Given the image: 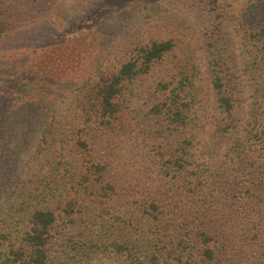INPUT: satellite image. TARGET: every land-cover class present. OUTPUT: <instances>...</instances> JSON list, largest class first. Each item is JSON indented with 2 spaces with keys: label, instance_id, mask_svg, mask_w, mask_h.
<instances>
[{
  "label": "trees",
  "instance_id": "16d2710c",
  "mask_svg": "<svg viewBox=\"0 0 264 264\" xmlns=\"http://www.w3.org/2000/svg\"><path fill=\"white\" fill-rule=\"evenodd\" d=\"M102 1L77 25L157 3ZM189 1L209 9L205 143L202 64L181 21L170 32L112 31L85 58L92 35L80 32L83 45L56 47V71L35 65L0 95V264H264V0L239 12L241 0ZM94 51L100 61L81 80ZM55 84L56 113L40 94L42 119L31 123L39 97L29 91Z\"/></svg>",
  "mask_w": 264,
  "mask_h": 264
},
{
  "label": "rangeland",
  "instance_id": "374dc122",
  "mask_svg": "<svg viewBox=\"0 0 264 264\" xmlns=\"http://www.w3.org/2000/svg\"><path fill=\"white\" fill-rule=\"evenodd\" d=\"M100 1L101 3L103 2L102 0H40L38 3H33L29 0H0V10L5 14L0 21V95H6L7 92L10 93L16 90L15 88H18V86H12L14 82L21 77H25L26 71L35 65L38 66V64L45 63L44 65L56 71V56H52V54H56V47L62 46L67 42H70L67 45H75L70 40L77 41L76 46L83 45L76 38L80 32L87 31L92 35L91 39H87L84 42L86 49L84 50L83 58H85L90 52V47L96 44L101 37L104 39V36L107 33H112V31L121 32L138 27L140 29L170 32L172 29H180L177 27L181 21L184 24L182 26L184 28L180 29V31L183 30L184 34L187 35L185 38L192 44L193 62L202 64L200 65L199 74L200 83H198L201 88L200 103L197 106L198 108L200 107L198 115L200 117L199 122H201L199 141L202 143L207 142L212 129L209 119L212 96L208 88V79H206L207 73L204 66L206 57L201 48V38H203V34L206 31L207 23L204 20L208 16L206 13L209 9L206 11L203 6L195 7L194 4L196 3L189 0H157V3L149 2L147 3L148 5L144 3L138 7L136 5L133 6L130 2L124 8L115 7L112 14L108 13L109 10L101 9V11H97V14L95 13V19H91L90 23H87V25L82 24L81 27L78 26L79 20L83 21V18H87ZM246 2L248 0L233 2L235 4L234 12L241 11ZM98 13L99 16H97ZM155 13L159 15L155 16ZM143 17L145 18L143 24L135 26L137 25L135 23L137 18L142 19ZM193 19L200 23L196 22L198 24H193ZM73 26L74 28H72ZM66 32L67 36L63 40H59ZM93 38L98 39L93 41ZM119 40L120 38L114 44L121 42ZM111 53L114 56L117 53L116 48ZM50 55L54 59H48ZM99 57V52L94 51L88 62L82 66L79 74L81 77L78 75L81 80L87 76L88 72L96 68L100 61ZM72 59L76 63L77 57L74 58L73 56ZM51 88L50 91L41 93V89L35 87L29 93H31L32 98L39 97L38 109L44 99L40 94H43L48 99H45L46 105H43L42 108L48 106L49 102H53L56 113V84ZM64 90L62 89V91ZM67 90L68 100L73 99L77 93L75 85L67 88ZM247 90L249 92V89ZM0 102H4L2 104L4 105L7 102V96H0ZM42 108L39 109L36 121L32 120L31 123L42 119ZM216 161H220V158L218 157ZM211 163L215 164V162ZM44 164L45 160L43 162L42 159H39L32 166L36 167L37 172L42 173L45 171ZM114 264H122V262H114Z\"/></svg>",
  "mask_w": 264,
  "mask_h": 264
}]
</instances>
